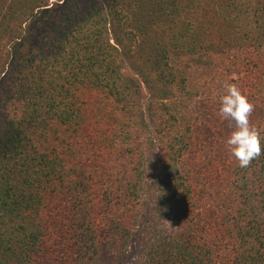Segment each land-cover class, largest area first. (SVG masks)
I'll use <instances>...</instances> for the list:
<instances>
[{
	"label": "trees",
	"instance_id": "16d2710c",
	"mask_svg": "<svg viewBox=\"0 0 264 264\" xmlns=\"http://www.w3.org/2000/svg\"><path fill=\"white\" fill-rule=\"evenodd\" d=\"M7 47L0 264H94L166 217L140 264H264V0H11Z\"/></svg>",
	"mask_w": 264,
	"mask_h": 264
},
{
	"label": "rangeland",
	"instance_id": "374dc122",
	"mask_svg": "<svg viewBox=\"0 0 264 264\" xmlns=\"http://www.w3.org/2000/svg\"><path fill=\"white\" fill-rule=\"evenodd\" d=\"M11 0H0V13L2 12V10L6 9L7 6L10 4ZM223 32V31H222ZM230 31L227 33H220V30L218 29L217 31H215L213 33V37L211 38V40L214 43H218V44H222V46L224 44H227V42H229L230 40ZM35 35V34H33ZM241 40V38H239ZM6 40H4L2 42V44H5ZM241 50H243V47H240ZM8 51V47L3 49L0 48V69L2 68L3 64L6 63L8 61V59H10V56L8 54H6L5 52ZM8 55V56H7ZM129 61H125V64L123 66L122 69V73L127 76L130 74H134L135 72L132 70V68H130V65L128 63ZM131 71V72H130ZM134 76V75H133ZM136 77V76H134ZM140 80V79H139ZM142 92L140 93V96L142 99V102L144 104H148L149 105V98L151 97L150 94L148 93V90L145 89L142 85ZM213 98L215 97L213 94L211 95ZM152 99V98H151ZM197 108H201V103L200 101L197 102ZM145 107H147V105H145ZM92 108V106H90V109ZM95 117L90 115L88 113V115H86V120L87 121H94ZM110 124L113 125L114 123H111V120L109 119ZM108 118L104 119L102 122V127L105 128H109L108 125ZM116 125V124H115ZM148 149V148H147ZM105 151V154H107L108 150H102ZM149 153L148 159L152 156L153 151H148L145 150V153ZM152 153V154H151ZM154 153L156 154V151H154ZM82 173V170L79 173H72L70 175L71 177H78L80 178L79 174ZM67 180V179H65ZM64 181H61L59 183H56V181L54 183H56L55 188V194H50V200L53 202V204H58L60 202V200L62 199H66L67 195H65L64 197L62 195H60L61 193H59L58 191H65V187L66 184L64 183ZM63 183V184H60ZM57 192V193H56ZM57 197V198H55ZM63 197V198H62ZM55 198V200H54ZM62 198V199H61ZM72 198V197H71ZM80 197L78 195L74 196V199H79ZM63 200V201H64ZM150 196L147 195L146 197V204L151 203L150 202ZM73 203L70 202V206ZM151 205V204H150ZM49 210V205L47 204L46 208H44V210L42 211L43 213L47 212ZM70 213V212H68ZM67 217H64L62 220H67ZM62 222V221H61ZM49 225V222H43V226H47ZM184 229L182 228V226L180 225V223L177 222L176 219L172 218V217H166L163 219H159L156 220L150 224H142L141 226H137L134 234H133V239L130 242V245L128 247V249L124 252V253H118L117 251H115L111 246H102L100 248L99 254L97 255V257L94 259V264H140L141 262H145L147 263V259L148 256L146 255L148 252L147 250H150V246L154 249L156 248V246H158L159 243L163 242L166 244H173L174 242H176L179 239V235L180 233L183 231ZM165 240V241H164Z\"/></svg>",
	"mask_w": 264,
	"mask_h": 264
}]
</instances>
